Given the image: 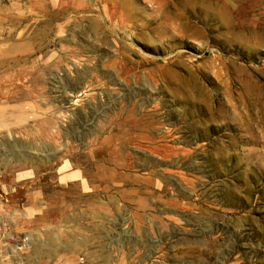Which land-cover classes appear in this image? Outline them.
Returning a JSON list of instances; mask_svg holds the SVG:
<instances>
[{"label": "rangeland", "instance_id": "1", "mask_svg": "<svg viewBox=\"0 0 264 264\" xmlns=\"http://www.w3.org/2000/svg\"><path fill=\"white\" fill-rule=\"evenodd\" d=\"M0 264H264V0H0Z\"/></svg>", "mask_w": 264, "mask_h": 264}, {"label": "crops", "instance_id": "2", "mask_svg": "<svg viewBox=\"0 0 264 264\" xmlns=\"http://www.w3.org/2000/svg\"><path fill=\"white\" fill-rule=\"evenodd\" d=\"M62 178L60 180V184H69L72 182H80L81 186V194L79 196L74 197L75 200L81 199V200H87L90 201L91 199L93 200L95 197L99 195V185L100 184H95L94 182L90 183L86 181L85 183L83 182L84 176L81 175L79 172L72 170V171H67L65 168L62 169Z\"/></svg>", "mask_w": 264, "mask_h": 264}, {"label": "bare ground", "instance_id": "3", "mask_svg": "<svg viewBox=\"0 0 264 264\" xmlns=\"http://www.w3.org/2000/svg\"><path fill=\"white\" fill-rule=\"evenodd\" d=\"M207 9V8H206ZM210 9V8H209ZM204 10V9H203ZM55 115V114H54ZM57 119V118H56Z\"/></svg>", "mask_w": 264, "mask_h": 264}]
</instances>
